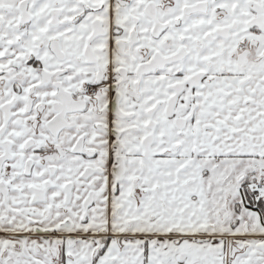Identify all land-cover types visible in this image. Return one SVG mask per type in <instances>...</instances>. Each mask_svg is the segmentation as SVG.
Returning a JSON list of instances; mask_svg holds the SVG:
<instances>
[{"label": "snow or ice", "instance_id": "snow-or-ice-1", "mask_svg": "<svg viewBox=\"0 0 264 264\" xmlns=\"http://www.w3.org/2000/svg\"><path fill=\"white\" fill-rule=\"evenodd\" d=\"M0 264H264V0H0Z\"/></svg>", "mask_w": 264, "mask_h": 264}]
</instances>
